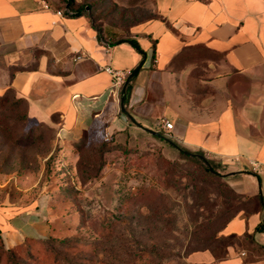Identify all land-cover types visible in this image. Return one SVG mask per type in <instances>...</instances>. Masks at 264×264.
Here are the masks:
<instances>
[{
    "label": "crops",
    "instance_id": "crops-1",
    "mask_svg": "<svg viewBox=\"0 0 264 264\" xmlns=\"http://www.w3.org/2000/svg\"><path fill=\"white\" fill-rule=\"evenodd\" d=\"M153 6L156 16L132 37L141 53L102 41L85 14L65 16L53 0H0V95L11 88L37 121L58 116L67 146L91 130L119 138L140 131L171 155L185 149L216 161L236 193L263 198V208L238 212L220 232L251 234L252 260L242 261L247 252L236 243L220 264H264V230L254 231L264 218V0ZM106 65L139 70L114 94ZM161 117L170 132L157 125ZM46 209L0 204L5 247L54 235Z\"/></svg>",
    "mask_w": 264,
    "mask_h": 264
},
{
    "label": "rangeland",
    "instance_id": "rangeland-1",
    "mask_svg": "<svg viewBox=\"0 0 264 264\" xmlns=\"http://www.w3.org/2000/svg\"><path fill=\"white\" fill-rule=\"evenodd\" d=\"M66 1L53 4L64 10ZM73 3L110 43L135 37L156 16L153 0ZM5 95L0 204L14 211L35 202L47 208L54 230L50 238L95 242L93 264H220L232 242L247 252L243 262L252 260L248 249L255 246L249 239L220 236L226 220L249 206L228 184L220 164H214L219 175H209L198 160L171 155L163 142L140 131L119 138L91 130L67 146L60 141L58 116L51 122L24 120L22 105L9 107L15 92ZM104 226L112 227L109 235H103ZM51 245L33 256L25 249L0 251V264H48L64 252Z\"/></svg>",
    "mask_w": 264,
    "mask_h": 264
},
{
    "label": "trees",
    "instance_id": "trees-1",
    "mask_svg": "<svg viewBox=\"0 0 264 264\" xmlns=\"http://www.w3.org/2000/svg\"><path fill=\"white\" fill-rule=\"evenodd\" d=\"M65 1V0H64ZM74 0H67L66 4H67V8L63 10V14L65 16L68 17H73V16H79L85 13H82L81 10L76 9L78 7H75V3H73ZM59 8V7H58ZM87 15V14H85ZM154 18V17H152ZM150 18V19H152ZM93 27V25H92ZM94 28V27H93ZM95 29V28H94ZM97 30V29H95ZM97 32L99 33V31L97 30ZM122 42L126 41L129 42L137 51L143 53L142 49L140 48V45L137 41V39L135 38H126V39H121ZM152 45L154 46V43L152 42ZM139 70V68L137 69H132L131 70V75L129 76L130 78L132 76H134L137 71ZM9 91H13L11 88H7L3 94L0 95V106L5 107V94ZM23 106L24 107V112L22 113V118L24 120H28L29 116H28V104H27V100L23 97H16L14 98V100L11 102V104L9 105L10 108H14L17 106ZM124 133V132H123ZM178 153L182 156V157H191L194 160H198L200 163H202L203 166V171L209 175H219L218 173V169L216 168V166H214L215 163H217L216 161L212 160V159H207L204 157L203 153H199L201 154V156H197L185 149H180L178 151ZM219 164V163H218ZM225 176V175H224ZM226 179V177H225ZM243 199H245L248 203V207L246 208H241L238 212H242V215L247 217L250 213L259 210L261 208H263V198L259 195L256 194L255 196H249V195H243V194H239ZM237 212V213H238ZM236 213V214H237ZM235 214V215H236ZM235 215H233L232 217H230L229 219L226 220V222L223 224V226H225V224L231 219L233 218ZM222 226V227H223ZM106 228V231L103 233V235H109L111 233L112 227L111 226H104ZM222 229V228H221ZM264 230V218L257 223V225L254 227V231L258 232V231H263ZM101 232H103V229H101ZM221 232V230H220ZM221 237L225 238V239H240L239 237H237L236 234L234 233H230L227 235H221ZM244 238L245 239H249L250 242L253 243V240L251 238V234H244ZM238 243V242H237ZM51 244H57L58 246H62L64 252L61 253V255H53V257L51 258V262L48 264H93V260L90 258V256H92L95 252V249L97 247L95 242H91V241H84L82 239H78V238H69V239H53L50 237H45V238H30L27 237L24 239V241L21 244H18L16 246L10 247V248H6L1 234H0V251L1 252H6L8 254H13V252L16 249H25L26 252L33 256L35 255H39L41 250L45 249H51L52 245ZM236 243H227L225 248H227L228 246H234ZM70 246L72 248H70ZM73 254L72 256H70L69 254L71 253ZM76 252V253H75ZM227 252L225 249V253L224 255L226 256ZM223 255V256H224ZM224 256V257H225ZM146 262V261H145ZM150 260L147 261V264H150ZM152 263V262H151ZM126 264H130L129 262Z\"/></svg>",
    "mask_w": 264,
    "mask_h": 264
},
{
    "label": "built area",
    "instance_id": "built-area-1",
    "mask_svg": "<svg viewBox=\"0 0 264 264\" xmlns=\"http://www.w3.org/2000/svg\"><path fill=\"white\" fill-rule=\"evenodd\" d=\"M58 14H62L61 11H57ZM103 70L107 72L111 77V92L116 93L127 81L131 71L123 69H114L108 65L103 67ZM157 125L167 132H170L173 128V123L167 118L161 117L157 121Z\"/></svg>",
    "mask_w": 264,
    "mask_h": 264
},
{
    "label": "water",
    "instance_id": "water-1",
    "mask_svg": "<svg viewBox=\"0 0 264 264\" xmlns=\"http://www.w3.org/2000/svg\"><path fill=\"white\" fill-rule=\"evenodd\" d=\"M156 135H158V133L155 132ZM197 155V154H196Z\"/></svg>",
    "mask_w": 264,
    "mask_h": 264
}]
</instances>
